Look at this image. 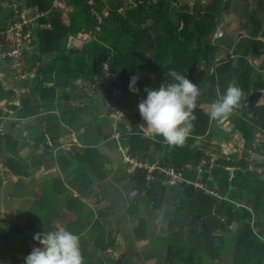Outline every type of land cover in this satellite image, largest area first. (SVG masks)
<instances>
[{
  "label": "trees",
  "instance_id": "16d2710c",
  "mask_svg": "<svg viewBox=\"0 0 264 264\" xmlns=\"http://www.w3.org/2000/svg\"><path fill=\"white\" fill-rule=\"evenodd\" d=\"M8 1L10 4L16 2L18 11L27 7L45 11L51 3V0ZM64 2L70 8L67 23L62 21L65 14L55 8L38 19L39 23H48V27L34 23L30 25L31 28L24 26V32L31 30V41L27 49L22 47L18 50L21 60L14 66L17 76L24 77L26 74H22V71L29 72L34 63H39L32 48L35 46L41 57L51 55L49 62L39 63L36 68V89L41 102L48 103L46 99L49 95L52 97L55 87L68 86L71 93L77 95L82 87L75 82L80 80L84 85L93 84L94 92L99 95L102 94L100 87L105 86L103 98L119 105L123 103V92L133 94L138 99L143 98L146 86L158 88L160 84L173 82V72L187 76L201 57L208 59V54L213 55L215 46H199L201 40L215 28L214 19L216 15L220 17L223 0H211L203 11L198 12L197 4L192 14L178 13L183 21L181 27L179 22L175 24L166 17L168 3L165 0H158L147 8L146 15L153 19L150 26L144 22L130 25L125 14L119 12L123 0H94L91 5L87 0ZM255 3L258 12L264 14V0H255ZM143 5L145 0L126 13L137 15L139 8L147 7ZM7 7L0 2V55L12 50L8 45V23L14 20V9ZM105 7H108L106 16L103 14ZM128 30L134 34L124 41ZM81 31H94V37L81 49L68 48L72 37ZM252 34L256 36L257 32L252 31ZM263 48L262 40L245 37L236 46L235 53L250 52L258 57ZM245 55L209 63L214 71L208 85L197 96L196 103L201 101L210 107L230 83L236 84L242 92L241 100L227 117L213 120L208 115L209 110L193 112L191 133L183 146H170L155 134L152 138L142 133L133 134L121 141L129 155L147 159L149 163L167 169L173 168L191 181H181L179 198L174 203L175 210L167 223V233L157 237L166 247V264H218L225 258L228 264H264V160L256 162L249 158L247 152L264 151V142L254 143L255 133H264V100L253 107L248 104L251 92L264 88V81L260 77L264 70V59L255 69ZM3 58L7 59V54ZM4 61L0 60V72L11 70L12 59L8 58L6 63ZM106 61L109 72L114 73L112 79L102 71L103 62ZM150 63L153 65L151 69ZM52 70L56 72L54 86L44 88L47 86L42 82L43 75L49 77ZM115 70H118L117 74ZM159 72H168L170 75L164 76ZM132 75L139 77L136 84L139 92L136 93L128 89ZM72 94H65V97L69 99ZM15 95L14 90L9 86L4 87L0 80V100L10 102ZM79 98L82 102L73 108V112L77 115L87 114L89 97ZM225 121L231 125L230 130L225 129ZM235 131L241 133L244 139L240 153L219 154L221 141L229 142ZM205 148L217 156L212 166L208 163L209 156L203 152ZM203 157L207 160L204 164L201 163ZM5 164H9L8 158ZM250 164L253 166L250 167ZM229 167H232L231 176L227 169ZM134 170L140 191L144 192L143 200L154 208H160L166 192L163 182L167 176L154 170L148 179L146 170ZM199 171L202 177L199 181L206 188L217 191L221 198L207 193L203 188L194 187L193 182L197 180ZM145 229V221L140 219L136 231L142 238L146 237Z\"/></svg>",
  "mask_w": 264,
  "mask_h": 264
},
{
  "label": "crops",
  "instance_id": "0c3cea01",
  "mask_svg": "<svg viewBox=\"0 0 264 264\" xmlns=\"http://www.w3.org/2000/svg\"><path fill=\"white\" fill-rule=\"evenodd\" d=\"M133 1L123 0L119 12L125 14L130 25L141 22L152 25L153 19L150 15H146V10L158 0H145L143 6H147L146 8H139L137 15L127 14V10L134 8ZM165 2L168 3L166 17L175 24L180 23L181 27L183 21L180 20L178 13L192 14L197 4L198 12L203 11L211 0L206 5H201L200 0H165ZM230 8V20L236 25L234 31H237V35L218 31L217 26L221 27L224 20L221 10V18L216 15L214 19L215 28L200 42L203 43L206 39L205 45H213L215 49L213 55L208 54V59L201 57L199 60L207 74L206 79L202 74L194 79V83L199 86V93L208 85L209 77L214 71V67H210V64L223 62L235 55L246 54L245 58L257 69L264 59L263 56L259 63L255 64L251 60H256L260 55L254 57L250 52L235 53L236 46L245 37L252 40H257L258 37L264 38L262 36L264 14L259 15L257 12L244 14L246 24L247 21L252 23L249 17L254 18L252 24L258 20L255 23L257 34L254 36L252 31L248 33L239 24L238 19L241 18L239 9L233 10V5H230ZM107 12L108 7H105L103 14L106 16ZM252 13L258 16H252ZM261 19L263 21H260ZM85 34L88 35L87 32H78L72 37L74 40L71 46H68V43L67 47L81 49L94 37ZM156 37L159 39V36ZM221 38L232 39L233 43L224 45L222 42L225 40H219ZM127 40L125 36L124 41ZM219 47L224 48L228 56H218ZM32 48L39 63L49 62L51 55L41 57L38 47ZM110 49L112 50L111 47ZM149 51L152 53V50ZM261 54H264V48ZM199 61L196 64H199ZM39 63H34L29 72L22 71V74H26L24 77H19L8 69L0 72L1 81L4 80L3 83L16 94L10 102L0 100V264H24V257L34 247L39 246V242L33 238L34 235L44 230L58 228L70 230L80 237L84 264H121L122 262L146 264L147 259L155 260L150 242L161 243V239L157 237L167 233V223L172 210L166 213L165 229L157 235L152 234L154 224L158 221V218H155L156 213L160 209L167 208L171 203V201L164 202L167 195L172 199L176 196L173 199L174 205L179 198L180 183L186 178L182 176L183 179L163 182L166 192L160 208H154L143 200L144 192L140 191L136 170L129 167L123 159L122 150L125 151L127 148H123L121 143L123 138L133 134L142 133L151 138L154 135L146 127L145 122L141 125L143 119L137 107L141 98L123 92V103L115 105L103 98L106 92L105 86L100 87L102 94L99 95L94 92L93 84L84 85L77 80L75 84L82 87L77 95L72 94L68 86L55 87L52 97L49 95L46 99L48 103L41 102L36 89V68ZM107 64L108 61L103 62L102 71L112 79L114 73L109 72ZM152 66L150 63V69ZM117 71L114 72L117 74ZM192 71L188 73L189 76H192ZM55 75V70H52L49 74L51 79L46 81L47 87L54 86ZM263 75L264 70L260 76L262 81H264ZM257 90L262 92V96L255 105L262 104L264 100V88ZM65 94L73 96L67 99ZM81 96L89 97L90 108L87 114L77 115L73 112V108L82 102L79 98ZM259 100L261 103L258 102ZM198 103L201 110L209 107L207 103L201 101ZM116 108L126 111L122 118H116ZM224 126L227 130L231 128L227 121ZM260 133L263 132L255 133L254 143L264 142ZM221 144L229 146L221 153L222 155L229 152L236 155L244 146V139L241 133L235 131L229 142L223 140L220 146ZM210 152L212 157L208 155V163L212 166L217 156L211 150ZM247 152L249 158L255 159L256 162L264 160V151L263 153L254 150ZM260 157L263 159L261 160ZM7 158L9 164H5ZM252 166L253 164H250V167ZM147 178H151V173H147ZM171 186H175L176 189L173 187L172 190ZM172 191L175 192V196L172 195ZM140 219L146 224L145 238L140 237L136 231Z\"/></svg>",
  "mask_w": 264,
  "mask_h": 264
},
{
  "label": "clouds",
  "instance_id": "9594fccd",
  "mask_svg": "<svg viewBox=\"0 0 264 264\" xmlns=\"http://www.w3.org/2000/svg\"><path fill=\"white\" fill-rule=\"evenodd\" d=\"M172 76L173 82L160 84L158 88L146 86V95L139 100L137 107L146 127L153 134L161 136L170 146H183L191 133L190 121L194 119L199 87L185 74L173 72ZM138 79L137 75L130 77V92H139L136 87ZM241 96V89L230 83L225 92L211 104L208 113L210 119L227 117L239 105ZM227 169L231 176L232 167ZM33 238L39 242V246L24 257V264H84L80 237L72 231L64 228L44 230Z\"/></svg>",
  "mask_w": 264,
  "mask_h": 264
},
{
  "label": "rangeland",
  "instance_id": "374dc122",
  "mask_svg": "<svg viewBox=\"0 0 264 264\" xmlns=\"http://www.w3.org/2000/svg\"><path fill=\"white\" fill-rule=\"evenodd\" d=\"M3 0H0V2L5 6V7H7V6H10V7H7L8 9H10V8H13L14 9V16L15 15H17L18 13H17V11L15 10V8H16V6H17V4H16V2H13V4L11 3H9L10 1H8V0H5L4 2H2ZM194 1V0H193ZM201 1V5H206V4H208L209 2H210V0H200ZM208 2V3H207ZM233 2V3H232ZM135 4H137V1H133V6H135ZM231 5H233V10H235L236 11V8H238L239 9V13H240V17L241 18H239L238 20H239V24H241L242 25V29L243 30H246L248 33L249 32H251V31H255V30H257V24H255V23H257V18L255 17V19L257 20V21H255L254 22V24H252L253 23V20L251 21L252 23H249L248 21H247V24L245 23L246 22V20L244 21V19H245V17H244V14H247V12H257V13H259V15H260V12H258V9H257V5H256V3H255V0H231ZM68 6V5H67ZM28 9V7L27 8H23L21 11H19L20 13L16 16V18H18L19 16H21V13H23L24 11H26ZM70 10V8L68 7V9L64 12V14H65V16L62 18V21L63 22H65V23H67L68 22V11ZM16 12V13H15ZM231 12V11H230ZM246 12V13H245ZM231 13H228V14H224L223 15V18H224V20H222V26L220 27V25L219 26H217V28H218V31H220V32H224V34L225 33H229V34H231V35H237V31H234V29H235V27L234 26H236L235 25V23L232 21V20H230V15ZM230 15V16H229ZM252 16H254V15H256V16H258V14H255V13H252L251 14ZM242 16H243V18H242ZM219 18H221V17H219ZM249 19H251V17H249ZM260 21H263L262 19L260 20ZM245 24V25H244ZM244 25V26H243ZM96 28H98V27H96ZM216 28V29H217ZM93 33H94V31H93ZM93 33L91 32V31H87V34L88 35H86L85 34V36H93ZM133 34H134V32L133 31H130V30H128L127 32H126V37H127V39H130L132 36H133ZM217 34H219V33H217ZM214 36H215V33H214ZM262 36L264 37V34H263V32H262ZM260 40H264V38H262V37H258ZM74 39H72L70 42H69V44H68V46H71V43H72V41H73ZM77 40H79V39H77ZM219 40H225L224 42H222V43H224V45H231L232 43H233V40L232 39H228V40H226L225 38H221V39H219ZM82 41H83V38H82ZM205 41H207L206 39H205ZM203 42V43H200V46H199V48H203L204 46H205V43L206 42ZM213 41V40H212ZM212 41H209L210 43H212ZM224 48H221V47H219V49H218V51H217V54H218V56H228V55H226V51H224L223 50ZM218 56H216V59L218 58ZM264 56V54H260V57L259 58H257L256 60H251V62H253V63H255V64H258L259 63V61H260V58H262ZM201 63V61H199V64H196L195 65V67H194V69H193V71H192V76H189L188 74H187V76L186 77H188L189 78V80L190 79H192V82L194 83V79H196V78H198V77H200L201 76V74H202V77H205V79L207 78V74L204 72V66L202 65V64H200ZM159 73H161L162 75H164V76H169L170 74L168 73V72H159ZM159 73H157V74H159ZM201 77V78H202ZM43 84L44 85H46V81H47V79H51L50 77H48V76H44L43 75ZM2 78H1V76H0V80H1ZM263 80H264V75H263ZM2 82V85L4 84L3 82H4V80L3 81H1ZM5 85V84H4ZM4 87H6V85L4 86ZM44 88H48V87H45L44 86ZM45 90V89H44ZM46 91V90H45ZM45 91H44V95H45ZM199 94V93H198ZM39 97V96H38ZM259 103H261V100H259L258 101ZM206 110H209L210 111V107H206ZM141 127V126H140ZM260 137L262 138V139H264V133H260ZM227 147H229V146H227ZM226 146H222V144H221V146H220V153H223L224 151H226L228 148H227ZM211 149V148H210ZM260 159L262 160L263 159V157H260ZM180 176H183L182 174H180ZM172 180H174V179H172V178H168L167 179V181H172ZM173 187L176 189V187L175 186H171V188H172V190H174L173 189ZM170 189V188H169ZM168 194H169V192H167ZM172 195L173 196H175L176 194H175V192L174 191H172ZM176 197V196H175ZM175 197H173V199H175ZM173 199L172 198H169L168 197V195L166 196V198L164 199V202L165 203H169V201H171V203H169V205H168V207L167 208H163V209H160V210H158V212L156 213V217L155 218H158V221H157V223L155 222V224H154V227H153V231H152V234H155V235H157V233H160V232H162L164 229H165V225H166V220H165V216H166V213L167 212H170L171 210H172V214H173V211L175 210V204L173 205ZM172 214H171V216L170 217H172ZM163 244H165V243H163ZM150 247L153 249V256H154V258H155V260H153L152 258H151V260H145V262H146V264H149V262L151 263V262H156V264H166L167 263V261H166V247H165V245H162L161 243H159V242H153V241H151L150 242ZM146 248H148V247H146ZM121 264H124V262H122ZM176 264H178V262H176ZM218 264H228V262H227V260H226V258L225 259H223V260H221L220 262H218Z\"/></svg>",
  "mask_w": 264,
  "mask_h": 264
},
{
  "label": "built area",
  "instance_id": "2783aa9c",
  "mask_svg": "<svg viewBox=\"0 0 264 264\" xmlns=\"http://www.w3.org/2000/svg\"><path fill=\"white\" fill-rule=\"evenodd\" d=\"M94 0H87V3L89 5L93 4ZM61 9L62 13H64L67 9L68 6L65 4L64 0H51L50 7L48 10L45 11H37L36 9L33 8H28L26 11L21 13V16L16 18V16L20 13L17 8L15 10L17 11V15L14 16V20L10 21L8 23L9 25V30H8V35H9V42L8 45L12 49L11 52H6L8 58L12 59V65L11 67L13 68V73L17 75L16 70L14 69V66L18 65V60H21L18 55V50L20 48H25L27 49L28 44L31 39V30L28 29L26 32H24V26H28L29 28L31 24H39L40 26H49L48 23L43 24L39 23L38 19L42 16H45L48 11H51L52 9ZM16 13V12H15ZM72 40V39H71ZM5 52L0 55V60L4 61L3 63H6L7 59H4L3 57L6 55ZM126 111L122 108H116L115 110V116L116 118H121L125 115ZM118 136V135H117ZM203 152L205 155H210L212 157V154L210 150L207 148L203 149ZM122 156L125 162L128 163L129 167L136 169V168H142L146 170L148 174L152 173L154 170H158L163 172L167 178H172L174 180L177 179H183L182 176H180L179 171H175L173 168H164L162 166L157 165L156 163H149L147 159L141 160L137 157H133L129 155L126 151L122 150ZM206 158L203 157L201 160V163L204 164L206 163ZM231 174V171H230ZM200 171L199 174L197 175V180L193 182L194 187L196 188H203L207 193L213 194L217 196L218 198H221V195L218 194L217 191L208 189L204 186L203 182L199 181L201 179ZM187 183H191L190 180H185Z\"/></svg>",
  "mask_w": 264,
  "mask_h": 264
},
{
  "label": "water",
  "instance_id": "95a60500",
  "mask_svg": "<svg viewBox=\"0 0 264 264\" xmlns=\"http://www.w3.org/2000/svg\"><path fill=\"white\" fill-rule=\"evenodd\" d=\"M230 3H231V0H224L223 5H222V9H221L222 10V12H221L222 15L230 13V11H231V8H230V5L231 4ZM251 20H254V18L251 17ZM261 96H262V92L259 91V90L251 93L249 95V97H248V104H249V106H251V107L255 106L257 100ZM200 110H201V108L199 106V103H196V107H195V109H194L193 112L200 111ZM191 121L193 122V119ZM141 125H144V121L141 122Z\"/></svg>",
  "mask_w": 264,
  "mask_h": 264
}]
</instances>
